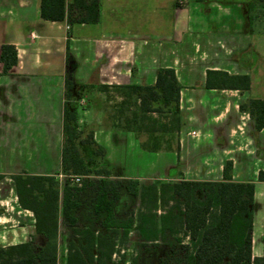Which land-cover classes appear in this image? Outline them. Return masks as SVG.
Masks as SVG:
<instances>
[{"label": "crops", "instance_id": "obj_1", "mask_svg": "<svg viewBox=\"0 0 264 264\" xmlns=\"http://www.w3.org/2000/svg\"><path fill=\"white\" fill-rule=\"evenodd\" d=\"M252 1L99 0L98 23L84 24L69 23L73 9L64 21L52 22L39 17L40 0H0V48L10 44L17 52V64L0 75V248L35 235L34 216L20 207L10 176L26 172L64 180L68 48L74 91L83 93L78 129L93 132L112 178L218 182L231 162L232 181L255 186L252 256L262 257L264 218L256 219V212L264 199V128L257 131L239 109L250 99L264 100V38L249 25ZM160 68L173 69L181 85L178 153L142 149L146 134L107 127L94 105L98 87L152 86ZM208 70L248 75L250 88L207 89ZM71 228L59 218L57 264H67L62 232Z\"/></svg>", "mask_w": 264, "mask_h": 264}, {"label": "trees", "instance_id": "obj_2", "mask_svg": "<svg viewBox=\"0 0 264 264\" xmlns=\"http://www.w3.org/2000/svg\"><path fill=\"white\" fill-rule=\"evenodd\" d=\"M69 9L76 13L69 23L96 24L100 19L99 0H73L70 6L66 0H40L39 17L61 22ZM258 15H264V0H253L249 6L248 20L252 30ZM0 63V75L8 74L17 64L13 45L1 46ZM72 65L73 58L67 48L60 160L64 183L55 176H34L26 172L10 176L20 207L34 216L35 235L26 243L0 248V264H57L60 217L74 229L78 239L77 244H68L67 264H114L111 259L115 237L127 236L133 226L132 219L118 218L115 214L120 190L139 201L135 228L142 240L155 243L180 232L188 239L187 243L176 239L174 247L182 254H173V247L160 264H264V255L252 256L255 186L252 182L232 181L231 162L225 164L223 180L218 182L180 179L143 184L136 179L112 178L104 161V150L94 141L93 132L89 131L82 139L83 132L76 126L77 110L69 104L74 91ZM205 86L207 89L246 91L250 88V77L208 70ZM113 89L120 95L121 102L104 109L107 127L146 134L148 143L140 144L146 151L179 152L178 144L174 143L181 122V85L173 69H158L152 86L126 85ZM239 109L249 114L257 131L264 128V100L250 99ZM81 144L93 148L91 159L84 156ZM71 176L85 179L94 176L97 180L83 179L78 188L70 184L68 177ZM259 179L264 181L263 173ZM89 186H95L92 212L101 219L99 230L78 228L79 197Z\"/></svg>", "mask_w": 264, "mask_h": 264}, {"label": "rangeland", "instance_id": "obj_3", "mask_svg": "<svg viewBox=\"0 0 264 264\" xmlns=\"http://www.w3.org/2000/svg\"><path fill=\"white\" fill-rule=\"evenodd\" d=\"M255 31L260 33L261 38H264V15H258L255 19ZM100 87L96 89L95 97L93 98L95 101V107L104 111L106 107L116 106L121 102L120 95L115 91V89H106L105 92H99ZM98 93H100L98 95ZM71 101L69 104L76 108L77 117L80 118L82 115L81 105L78 103V98L81 94L76 91L72 92ZM111 101L112 103L108 105L107 102ZM79 104V105H78ZM105 116V114L103 113ZM77 118V122H78ZM105 125H108V121L105 116ZM78 128V123H76ZM82 131V139L85 138L86 134L90 131L88 128L78 129ZM81 139V140H82ZM80 149L84 156L88 159L92 158V154L94 150L92 147L81 144ZM95 158V157H94ZM97 158H95L96 160ZM92 161V160H91ZM95 163V162H91ZM85 179V178H83ZM82 179V180H83ZM65 180V179H64ZM64 180L62 183H64ZM88 182H95L97 178L94 176H89L87 179ZM114 180H119L115 178ZM154 180H151V183ZM166 181V180H161ZM171 182V181H170ZM82 184V182H81ZM81 186V185H80ZM78 188H81V187ZM121 198L115 205V214L118 218H129L133 220V226L130 229L127 236L122 234L117 235L115 237V249L112 255L111 263L114 264H160V261L165 259L167 255L172 251L171 249L176 245V239L180 238L184 243L188 242V239L184 236L183 232L176 236L167 237L165 240L159 239L155 243H150L142 240L139 236L138 231L136 230V222L135 216L137 212L140 210L139 201L129 195H127L123 190H120ZM95 198V186H89L84 189L79 197V208L76 211V216L78 219V228H93L94 230H99V224L101 219L95 216L92 212L93 200ZM160 214V211L158 212ZM264 218V199L259 201V206L256 212V219ZM71 231H64L62 234L64 236V246L68 248V244L70 242H74L77 244L78 239L74 235V229L71 228ZM175 251L173 254L176 256H180L182 252L179 251L177 247H174Z\"/></svg>", "mask_w": 264, "mask_h": 264}, {"label": "built area", "instance_id": "obj_4", "mask_svg": "<svg viewBox=\"0 0 264 264\" xmlns=\"http://www.w3.org/2000/svg\"><path fill=\"white\" fill-rule=\"evenodd\" d=\"M82 177H79V176H71V177H68V180L70 182L71 185H75L77 187H79L81 185V182H82Z\"/></svg>", "mask_w": 264, "mask_h": 264}]
</instances>
